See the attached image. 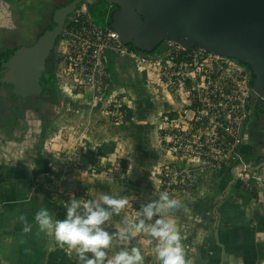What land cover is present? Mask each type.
I'll use <instances>...</instances> for the list:
<instances>
[{
	"label": "crops",
	"instance_id": "1",
	"mask_svg": "<svg viewBox=\"0 0 264 264\" xmlns=\"http://www.w3.org/2000/svg\"><path fill=\"white\" fill-rule=\"evenodd\" d=\"M45 2L0 0V45L7 33L24 43L37 28V19H42ZM8 18L18 21L12 24ZM107 60L111 73L119 72L120 63L125 73L137 67L131 59L114 53H109ZM148 68L141 67L140 77L147 75ZM163 99V105L157 107L161 118L172 104L170 98ZM165 104L169 105L166 110ZM47 123L37 120L0 125V264H78L75 252L61 247L52 232H41L35 222L42 208L54 220L65 218L68 203L41 180L53 174L52 159L42 150ZM154 123L156 135L163 121L156 118ZM102 134L91 133V142H108L109 134ZM242 137L240 154L258 180L242 182L230 169L192 170L196 185L190 199L191 214H178L185 217L176 220L181 237L189 240L185 247L188 264H264V166L260 167L264 163V112L253 109L243 125ZM143 142L150 145L151 137L145 136ZM26 223L31 225L27 233Z\"/></svg>",
	"mask_w": 264,
	"mask_h": 264
},
{
	"label": "rangeland",
	"instance_id": "2",
	"mask_svg": "<svg viewBox=\"0 0 264 264\" xmlns=\"http://www.w3.org/2000/svg\"><path fill=\"white\" fill-rule=\"evenodd\" d=\"M66 1L45 2V7L41 8L44 19H37L40 20L36 28L39 33L51 22L55 8ZM93 1L84 2L88 4ZM8 19L12 20V24L13 20L16 21L13 18ZM8 19L3 22L6 23ZM9 36L15 38V34L9 33ZM70 40L69 37L63 38L62 42L67 45ZM20 41L21 39L16 38L15 43H10L15 45ZM121 65L120 63L119 72L111 73L109 69L110 76L106 87L94 89L88 86L70 94L57 92L56 99L49 105L51 108L48 111L51 112L47 115L49 119L42 148L52 159L53 174L50 178L41 180L59 195L65 196L67 202L72 198L98 201L104 194L129 200V205L119 215L114 214L106 223L105 227L110 232H117L124 227V217L135 218L136 211L142 204L159 198L160 193L164 192V174L172 166L191 170L189 177L183 178L185 182L191 183V189L169 192L170 196L182 201V207L168 215H173L176 220L182 219L185 214L190 215V199L196 185L192 170L212 171L197 162L174 159L173 150L170 148L171 137L166 135L171 127L166 122L179 116L175 109L184 107L171 102V107L167 108L169 112H163V118L159 116L157 107L160 108L163 105V101H160L165 99L162 89L157 85L155 62H152L145 77H140L139 66L134 72L125 73ZM167 106L169 105L165 104V110ZM156 118L162 120L163 124H159L158 133L155 135L153 125ZM104 132L109 134L110 140L101 145L115 144V152L106 156L101 155L99 145H94L93 140H90L91 133L104 135ZM148 135L151 137L150 145L143 142V138ZM112 137L119 140L113 141ZM91 151L94 152L93 160L85 164L81 155H88ZM182 243L186 247L189 240L182 238ZM131 247L141 250L145 256L144 264H161L154 251L155 243L143 233L137 234L127 243L114 240L106 251L111 258L122 248L130 250Z\"/></svg>",
	"mask_w": 264,
	"mask_h": 264
},
{
	"label": "built area",
	"instance_id": "3",
	"mask_svg": "<svg viewBox=\"0 0 264 264\" xmlns=\"http://www.w3.org/2000/svg\"><path fill=\"white\" fill-rule=\"evenodd\" d=\"M67 37L71 40L66 45L62 41ZM109 53L127 57L140 68H151L154 61L163 96L184 107L175 109L179 116L166 122L171 127L166 135L171 137L175 160L197 162L212 171L230 169L245 183L258 180L240 154L243 125L258 100L245 65L176 42H168L162 53L154 55L136 51L122 43L110 26L97 24L83 2L67 18L56 43L54 70L59 91L70 94L88 86L106 87ZM190 171L168 168L164 191H189L191 183L183 178L189 177Z\"/></svg>",
	"mask_w": 264,
	"mask_h": 264
},
{
	"label": "water",
	"instance_id": "4",
	"mask_svg": "<svg viewBox=\"0 0 264 264\" xmlns=\"http://www.w3.org/2000/svg\"><path fill=\"white\" fill-rule=\"evenodd\" d=\"M85 0H70L52 15L54 26L8 60L0 81L22 97L41 93L47 58L56 47L67 18ZM114 10L110 27L122 43L143 52L176 42L203 48L248 65L254 76L256 107L264 102V0H104ZM264 166V163L260 167ZM260 167L256 169L259 171Z\"/></svg>",
	"mask_w": 264,
	"mask_h": 264
},
{
	"label": "clouds",
	"instance_id": "5",
	"mask_svg": "<svg viewBox=\"0 0 264 264\" xmlns=\"http://www.w3.org/2000/svg\"><path fill=\"white\" fill-rule=\"evenodd\" d=\"M128 205V199L109 194L102 195L98 201L72 198L67 203L65 218L54 220L42 208L36 213L35 222L41 232H52L61 247L67 246L75 252L78 264H144L145 256L137 247L122 248L111 258L106 251L114 240L127 243L142 233L155 243L154 251L161 264H188L177 221L168 215L182 207L180 199L167 191L161 192L158 199L142 204L135 218L124 217V227L119 231H108L106 223ZM29 231L31 225L26 223L24 232Z\"/></svg>",
	"mask_w": 264,
	"mask_h": 264
},
{
	"label": "flooded vegetation",
	"instance_id": "6",
	"mask_svg": "<svg viewBox=\"0 0 264 264\" xmlns=\"http://www.w3.org/2000/svg\"><path fill=\"white\" fill-rule=\"evenodd\" d=\"M94 1H97V0H94ZM46 3H44V5ZM113 7H115V5L110 6V9ZM13 18H16V17L14 16ZM43 19H44V14L42 13V20ZM8 29L11 30L14 28H8ZM32 30L34 32L32 33L30 32L31 35L28 34L27 37H25L24 43L19 44V45L17 44L12 45L10 42L15 43L14 41L16 37L15 38L14 36L11 37L9 36V33H7V36L3 39V42L0 45V52L5 48H15V47L18 48L21 45L32 44L36 40V38L40 35V33L35 28ZM4 41L9 42V43H5ZM166 44L168 43H164V45ZM164 45L162 44L161 51L158 53L163 52ZM54 54H55V48L51 52L50 56L47 58L46 69H47V64L54 59ZM11 55H9L7 59L1 60L0 77H2L3 73L6 71V68L2 67V62L8 60V58ZM41 86L43 88V91L41 93L34 94L31 96H27V97H22L14 93L12 85L6 84L0 81V125H5L11 122L12 123L18 122V124H22V122L24 121L33 123V121L36 122L37 120H40V121L44 120V122H48L49 118L47 115H49L51 112V111H48L49 108H51L49 105L52 104V102L56 98L55 99L51 98L50 93L45 90L42 82H41Z\"/></svg>",
	"mask_w": 264,
	"mask_h": 264
},
{
	"label": "trees",
	"instance_id": "7",
	"mask_svg": "<svg viewBox=\"0 0 264 264\" xmlns=\"http://www.w3.org/2000/svg\"><path fill=\"white\" fill-rule=\"evenodd\" d=\"M69 1L70 0H67L65 3L69 2ZM88 8H89V12H90L93 20L97 24H99L101 26H109L110 22H111L112 14H113L114 10L117 9V6L110 9V5L107 4L104 0H97V1H93L91 3H88ZM53 26H54V23L52 21V16H51V22L43 28V30H42V32H40V34L43 33L46 29L51 28ZM129 46L136 51L143 52L141 50L134 48L131 45H129ZM161 47H162V44L159 45L158 47H156L152 52H145V53H148L151 55L158 54V52L161 51ZM15 49H16V47L15 48H5L0 52V67H1V60L7 59V57L9 55H11ZM241 64H243V63H241ZM243 65H245L250 71V68L248 67V65H246V64H243ZM253 79H254V76L251 74V84L253 82ZM41 82H42L45 90L50 93L51 98L55 99L57 97V91H59V89L56 85V77H55V70H54V59L47 64V69L43 73ZM256 110L264 112V102L260 103L256 107ZM98 149L101 152V155L106 156L108 154H112L115 152V144L112 143L111 145H99ZM93 156H94V152L91 151L88 155H86V154L81 155V159L85 164H88L89 162H91L93 160Z\"/></svg>",
	"mask_w": 264,
	"mask_h": 264
}]
</instances>
